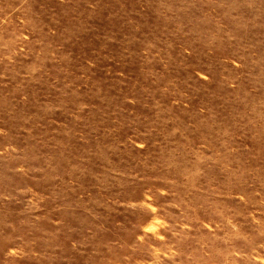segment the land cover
<instances>
[{
	"label": "rangeland",
	"instance_id": "1",
	"mask_svg": "<svg viewBox=\"0 0 264 264\" xmlns=\"http://www.w3.org/2000/svg\"><path fill=\"white\" fill-rule=\"evenodd\" d=\"M0 264H264V0H0Z\"/></svg>",
	"mask_w": 264,
	"mask_h": 264
}]
</instances>
